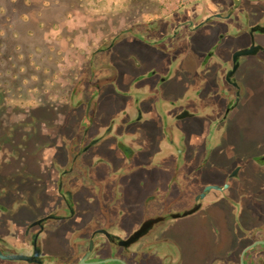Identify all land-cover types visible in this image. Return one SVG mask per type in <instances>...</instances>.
<instances>
[{
    "label": "flooded vegetation",
    "instance_id": "obj_1",
    "mask_svg": "<svg viewBox=\"0 0 264 264\" xmlns=\"http://www.w3.org/2000/svg\"><path fill=\"white\" fill-rule=\"evenodd\" d=\"M249 61L264 73V0H193L96 48L46 142L20 145L36 166L0 178V264H264V136L256 173L206 140L261 126Z\"/></svg>",
    "mask_w": 264,
    "mask_h": 264
},
{
    "label": "rangeland",
    "instance_id": "obj_2",
    "mask_svg": "<svg viewBox=\"0 0 264 264\" xmlns=\"http://www.w3.org/2000/svg\"><path fill=\"white\" fill-rule=\"evenodd\" d=\"M192 1L0 0V178L14 184L36 166L20 145L35 142L37 147L46 142L45 131L54 129L55 115L65 111L58 106L62 94L69 95L87 72L96 48L138 20L159 18ZM249 62L246 84L259 89L262 99L264 73ZM259 102L263 107L258 130L236 119L212 128L206 140L212 144L221 140L212 162L232 168L243 160L248 172L256 173L249 149L257 151L258 139L264 136V99ZM30 122L32 134L27 132ZM219 130L222 137H216Z\"/></svg>",
    "mask_w": 264,
    "mask_h": 264
},
{
    "label": "water",
    "instance_id": "obj_3",
    "mask_svg": "<svg viewBox=\"0 0 264 264\" xmlns=\"http://www.w3.org/2000/svg\"><path fill=\"white\" fill-rule=\"evenodd\" d=\"M253 49H254V47L241 49V50H239V51H237V52L235 53V57H236L237 55H239V54L250 53V52H252Z\"/></svg>",
    "mask_w": 264,
    "mask_h": 264
}]
</instances>
